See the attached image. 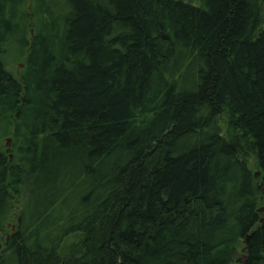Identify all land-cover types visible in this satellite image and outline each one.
Here are the masks:
<instances>
[{
    "label": "trees",
    "instance_id": "16d2710c",
    "mask_svg": "<svg viewBox=\"0 0 264 264\" xmlns=\"http://www.w3.org/2000/svg\"><path fill=\"white\" fill-rule=\"evenodd\" d=\"M24 1L0 264H264V0Z\"/></svg>",
    "mask_w": 264,
    "mask_h": 264
},
{
    "label": "rangeland",
    "instance_id": "374dc122",
    "mask_svg": "<svg viewBox=\"0 0 264 264\" xmlns=\"http://www.w3.org/2000/svg\"><path fill=\"white\" fill-rule=\"evenodd\" d=\"M24 4H25V8H27L29 10V13L31 14L32 11L31 0H25ZM34 24H35V20L33 19L28 24L27 35L33 34ZM23 53L24 51H20L14 44H9L4 52V63L6 68L16 76H18L24 69ZM225 119L226 118L223 115L219 117L218 121L220 125L224 126ZM14 143L15 142L12 138V128L4 123L0 127V146L6 151V153L9 155L11 160H15V155H16ZM247 161L249 163V167L253 169L254 167H253L252 159L248 158ZM24 200H25V196L18 198L16 197L15 199L12 200L11 208L9 209L3 223L5 234L8 233L9 227L12 226L13 223L15 222L16 216L24 204ZM2 237L4 238V234Z\"/></svg>",
    "mask_w": 264,
    "mask_h": 264
}]
</instances>
